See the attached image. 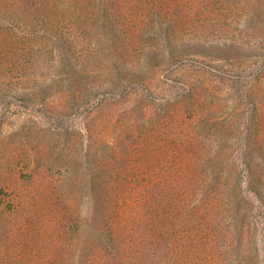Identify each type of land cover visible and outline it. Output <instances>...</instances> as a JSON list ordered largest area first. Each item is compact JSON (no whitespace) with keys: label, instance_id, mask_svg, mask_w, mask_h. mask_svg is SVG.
Here are the masks:
<instances>
[{"label":"rangeland","instance_id":"rangeland-1","mask_svg":"<svg viewBox=\"0 0 264 264\" xmlns=\"http://www.w3.org/2000/svg\"><path fill=\"white\" fill-rule=\"evenodd\" d=\"M101 1L94 0V12ZM107 3L116 40L110 31L74 25L80 42L68 50L84 62L85 86L72 88L55 69L59 55H52L54 32L46 26H38L40 36L14 42L11 59L0 58L10 63L18 87L3 88L0 96V197L6 203L0 264H72L62 254L60 224L64 209L79 202L85 209L91 180L103 186L122 180L114 200L121 212L132 207L142 224L136 233L170 230V244L186 251L194 220L184 197L190 148L206 156L264 154V0ZM54 12L71 18L66 7ZM150 12L164 18V26L150 29ZM69 32L67 38L74 36ZM169 37L176 45L162 54ZM17 89L36 93V102L28 107ZM51 123L75 128L96 152L78 156L85 153L80 140L76 146L71 135L53 134ZM112 148L119 157L113 159ZM177 187L181 198L169 191ZM53 221L61 228L55 233ZM257 229L263 253L264 227ZM144 254L130 264H143Z\"/></svg>","mask_w":264,"mask_h":264},{"label":"trees","instance_id":"trees-1","mask_svg":"<svg viewBox=\"0 0 264 264\" xmlns=\"http://www.w3.org/2000/svg\"><path fill=\"white\" fill-rule=\"evenodd\" d=\"M101 2L100 12L97 13L94 12L97 7L94 0H0V58L3 55L10 58L14 42L38 37L41 35L38 26H46L54 32L50 33L52 55H59L54 63L55 69L59 70L60 75L66 73L72 88L74 85L85 86V77L89 73L84 62L73 60L68 49L77 48L80 42L76 37L75 23L82 24L91 32L103 30L102 35L110 31V39L116 40L117 29H111L114 17L106 9L107 0ZM59 7H66L71 18L58 17L54 11ZM42 11H48L46 17H42L43 13L35 14ZM150 18V29L164 26L165 20L160 15L150 12ZM69 30L73 31L74 36L67 38ZM166 42L162 54L169 53L176 45L170 43V37ZM9 65L8 62L0 63V96L3 88H6L5 91L18 88L9 73ZM17 90L20 93L18 98L28 107L36 102V93L28 91L24 94L23 89ZM70 128L62 123H51L49 131L62 139H69L71 135L76 146L80 140V149L85 153L78 156L87 159L96 152L92 143H83V135ZM112 151L113 159L119 157V150L112 148ZM186 158L188 165L184 172L188 182L184 197L189 199L190 215L194 219L186 251L180 252L177 244H170L173 240L170 230L158 234L136 233L142 224L135 220L137 216L133 215L132 207H127L125 214L120 211L123 208H120L119 200H114L115 194L125 187L122 180L117 185L110 182L104 186L91 180L84 187V195L88 197L85 209L80 202L72 210L64 209L66 216L60 224L65 238L62 241L64 258L68 255L72 258V264H110L118 260L120 264H130L144 252L143 264H264V246L262 253L257 229L260 224L264 227V154L256 156L253 151L240 154L216 151L206 156L193 145ZM95 177L96 169L93 173ZM169 191L174 198L182 197L180 187L169 188ZM5 207L6 203L0 197V226ZM52 224L54 233L61 230L54 221ZM179 236L175 234L176 239ZM164 242L166 245L161 247ZM73 249L75 253L69 255Z\"/></svg>","mask_w":264,"mask_h":264}]
</instances>
